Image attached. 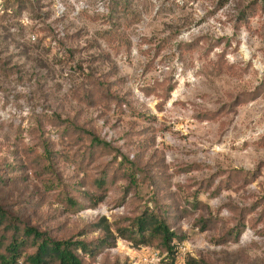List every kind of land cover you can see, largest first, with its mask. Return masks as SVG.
Returning a JSON list of instances; mask_svg holds the SVG:
<instances>
[{"label":"rangeland","instance_id":"rangeland-1","mask_svg":"<svg viewBox=\"0 0 264 264\" xmlns=\"http://www.w3.org/2000/svg\"><path fill=\"white\" fill-rule=\"evenodd\" d=\"M158 200L171 251L120 232ZM0 208V253L9 221L84 264H264V0H0Z\"/></svg>","mask_w":264,"mask_h":264},{"label":"trees","instance_id":"trees-1","mask_svg":"<svg viewBox=\"0 0 264 264\" xmlns=\"http://www.w3.org/2000/svg\"><path fill=\"white\" fill-rule=\"evenodd\" d=\"M104 143L101 140L92 138V143ZM105 144V143H104ZM92 147V146H91ZM161 170L165 168V165L161 164ZM134 167L131 171H134ZM238 171L232 172L229 176L231 178L238 176ZM239 175L242 182H250L252 180L248 175ZM230 178V177H229ZM156 179V180H154ZM151 183L154 184L155 197L165 194L172 197L173 193L168 190L167 178L162 176L155 177ZM164 186H162L163 184ZM159 189L162 191L160 192ZM161 201V200H160ZM156 209L154 211L144 210L132 218V222L127 226L119 227L122 236L132 239V233L142 236L144 243L155 245L159 250L171 251L173 239L176 237V231L172 229L171 222H168L166 218L165 207L162 201L159 200L155 203ZM168 211V210H167ZM0 219H3V215L0 208ZM128 230V236L124 234V231ZM5 235H9L5 240V251L0 253V261L4 264H16L23 256L24 264H84L77 254V250L80 249L87 253L99 252L100 248L105 245L98 242L93 247L86 245L83 242H76L71 240H56L47 236L44 232L37 230L30 226H20L15 223L7 222L3 230ZM97 247L99 249H97ZM97 249V250H96ZM30 250L29 252H27ZM158 250V251H159Z\"/></svg>","mask_w":264,"mask_h":264},{"label":"built area","instance_id":"built-area-1","mask_svg":"<svg viewBox=\"0 0 264 264\" xmlns=\"http://www.w3.org/2000/svg\"><path fill=\"white\" fill-rule=\"evenodd\" d=\"M157 253H158V251H156L154 254H156V255H157Z\"/></svg>","mask_w":264,"mask_h":264}]
</instances>
